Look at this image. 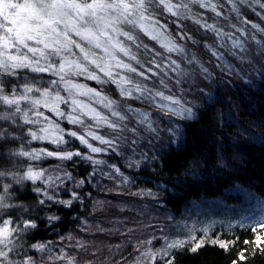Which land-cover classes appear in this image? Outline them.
<instances>
[{"label":"snow or ice","instance_id":"obj_1","mask_svg":"<svg viewBox=\"0 0 264 264\" xmlns=\"http://www.w3.org/2000/svg\"><path fill=\"white\" fill-rule=\"evenodd\" d=\"M225 3L236 9V0L223 3L220 0L216 3L212 0H0V122L16 129L38 125L41 120L47 124L36 130L24 129L20 135L8 127L0 128V140L21 141L19 148L5 153L12 167L0 166V264H45L43 255L35 258L28 253V247L47 253L52 261L77 264L75 256L63 250L58 256L52 255V241L27 245L26 237L38 228V219L46 220L48 225L62 219L54 214L38 218L33 214L37 207L59 205L71 210L74 202H82L81 194L74 189L82 188L86 180L75 181L63 165L40 169L38 164L29 163L25 170L23 161L55 157L74 165L84 162L92 165L89 177L99 172L128 184L135 183L134 177L126 175L116 164L95 159L93 154H115L130 169H140L146 164L154 168L160 160L154 142L160 141L162 133L168 135L167 147L181 146L186 140V129L198 120L203 108L216 101L213 90L198 85L201 81L214 83L216 75L186 45L178 43L177 38L200 43L178 21L191 18L186 16L191 11L190 5L209 9L221 17L223 12L218 7L223 8ZM240 3L264 9V0H240ZM237 13L239 18L238 9ZM165 14L176 18L171 21L176 26L174 35H170L169 23L162 24L158 18ZM256 15L264 20V12ZM194 23L204 30L205 36L211 33L216 37L215 45L205 40L203 49L214 59L222 82L235 76L245 84H252L249 73L264 81V39H261L264 27L246 18L243 23L251 24L255 32L231 24L244 37L241 39L216 24L201 19H195ZM141 34L153 42L151 47L144 43ZM131 46L143 48L146 55H151L150 67L137 59ZM79 78L94 81L99 87L81 83ZM152 78L158 80V86L156 80L154 87L148 86L146 82ZM112 86L120 100L109 95ZM189 93L193 94L191 98ZM197 95L202 97L199 102L195 100ZM128 100L147 104L154 111L135 108ZM40 109H46L51 116ZM30 114L37 119H32ZM65 121L72 127H61ZM32 141H47L56 147L29 151ZM141 147L145 150L138 151ZM122 148H128L129 154L125 155ZM100 165H106L110 171ZM25 182L31 183L37 205L17 202L16 189H22ZM67 183H72L73 189H68ZM61 190L69 192L70 199H58ZM133 195L149 196L159 203L157 194L150 189ZM191 219L189 215L181 226L175 217H168L179 228L174 235L189 239L166 236L160 249L164 257L162 264H175V256L188 243H194L190 248L192 253L204 246V240L196 242L195 235H190L199 234L196 226L202 222L196 220L189 225L187 220ZM258 229H264V218L251 230L257 233ZM154 239L159 243L158 237ZM212 243H218L222 249L229 247L222 240ZM254 243L257 248L264 246V234H256ZM239 259H244L243 251Z\"/></svg>","mask_w":264,"mask_h":264},{"label":"trees","instance_id":"obj_2","mask_svg":"<svg viewBox=\"0 0 264 264\" xmlns=\"http://www.w3.org/2000/svg\"><path fill=\"white\" fill-rule=\"evenodd\" d=\"M212 2L216 3L217 0ZM220 2L223 3L224 0ZM190 8L191 11L186 12V16L191 18L179 20L178 23L184 25V30L200 43L196 45L178 38L177 41L186 45L190 52L216 75L214 83L208 81L204 83V87L213 90L216 101L203 108L198 114V120L186 129V140L181 146L167 147L168 135L162 133L160 141L154 142L157 155L160 156L154 168L146 164L140 169H130L126 167L125 160L115 154H93L95 159L116 164L126 175L134 177L135 183L125 184L120 182L119 178L109 179L99 172L94 177H89L92 165L84 162L74 165L71 161H61L55 157L41 161H23L25 170L29 163L38 164L40 169H53L57 165H63L74 176L75 181L86 180L82 188L74 189L81 194L82 202H74L71 210L59 205L36 208L33 214L38 218L54 214L62 219L54 225H48L46 220L38 219V228L26 237L27 245L52 241V255L63 250L64 253L75 256L77 264H162L164 257L160 249L166 236L172 239H189V236L174 235L179 228H176L168 217H175V220L182 224L189 215L195 220L196 207L200 205L203 208L210 199H220L227 204H234L242 202L248 193L264 196V139H260L264 135V81L249 73L252 84H245L235 76L227 77L222 82L221 74L215 68L214 59L208 57V53L203 49L205 40L215 45L216 37L211 33L205 36L204 30L194 23L195 19H201L202 22L216 24L224 31L231 32L234 38L244 39L241 33L230 25L235 24L249 33L255 32L251 24H245L243 20L246 18L264 27V20L256 15V12H264V9L261 11L255 4H242L240 0H236V9L228 3H225L223 8L218 7V10L223 12L221 17H217L209 9L196 5H190ZM158 18L162 24L166 21L169 23L170 35H174L176 26L171 24V21L176 18L167 14ZM141 36L149 47L153 45L151 40L142 34ZM131 47L137 59L145 67H150L148 60L151 55H146L143 48ZM131 63L139 67L135 61ZM153 80L156 78L146 82L149 87H154ZM79 82L99 87L94 81H84L83 78H79ZM170 83L175 86L174 82ZM156 85L158 86V80ZM112 87L113 91L109 95L120 100L114 86ZM192 95L189 93V98ZM201 99V96H195L197 102ZM131 102L137 104L139 106L137 108L154 111L151 106L139 101H127L129 104ZM44 112L45 115L51 116V113ZM34 119L37 118L34 116ZM29 127L36 130L47 127V124L41 120L38 125H24V129ZM61 127L72 126L65 121L61 122ZM24 129L12 132L20 135ZM104 131L101 130L102 133ZM26 139L30 140L31 137ZM20 144V140H2L0 155L10 149L19 148ZM76 145L78 146V142ZM41 147L53 150L56 146L47 141H32L28 150ZM141 150L145 149L143 147L138 149ZM121 151L125 155L130 152L128 148H122ZM149 155L151 156V153ZM2 159L5 163L2 162L0 166L9 168L12 161L10 163L5 157ZM98 167L110 171L106 165ZM60 175L63 176V173ZM67 187L73 189V184L67 183ZM149 189L157 194L159 203L149 196L133 195ZM57 198L70 199V193L61 190ZM16 200L29 206L37 205V197L30 182H25L22 189L17 187ZM251 229L252 226L198 229V235L195 233L190 235H195L196 242L204 240V246L196 253H192L190 248L194 243L186 244L183 251L175 256V264H233V261H236V264H264L262 250L264 246L257 248L254 243L256 234H264V229H258L257 233ZM154 237L159 238V243ZM213 240L229 243L228 249L220 248L218 243L213 244ZM246 240L250 243L245 244ZM27 250L30 255L34 254L35 258L43 255L44 262L53 264V261L50 262L46 258V255L49 256L47 253L40 254L30 247ZM242 251L244 259L240 260L239 255ZM145 253L147 256L142 255ZM142 256L145 259L141 258ZM21 258L23 257H14L17 260Z\"/></svg>","mask_w":264,"mask_h":264},{"label":"rangeland","instance_id":"obj_3","mask_svg":"<svg viewBox=\"0 0 264 264\" xmlns=\"http://www.w3.org/2000/svg\"><path fill=\"white\" fill-rule=\"evenodd\" d=\"M208 57H210V53H208ZM204 83H206V81H201V83L198 86L204 87ZM90 87H93V86H90ZM118 98H119V95H118ZM130 104H132V106L135 108L139 107L137 104H134L133 102H131ZM40 110L47 111L46 109H40ZM30 117L34 119V115L30 114ZM20 123L21 124L23 123L22 114L20 118ZM2 127H8L9 131L19 130L16 128H11L9 125L5 124L4 122H0V128ZM6 140H11V139H6ZM1 141L2 140H0V142ZM4 157L7 158V156L5 155V152L1 153L0 155L1 165H2V162H4V159H2ZM6 160H9V159L7 158ZM9 162L11 163V160H9ZM11 167H12V163L10 164L9 168ZM195 215H197L196 219L187 220V223L191 225L196 220L201 221L202 223L196 226L197 229L199 230H208L216 226H220L223 228L253 226L257 221L261 220V218H264V196H258V195H253L251 193H248L244 197L242 202L234 203V204L233 203L227 204L220 199H210L203 208H201L200 205L196 207ZM184 221H182V224L180 223L181 226L183 225ZM60 254L61 253L57 252L53 255L58 256ZM46 258L50 262H52V260L49 259V256L47 257L46 255ZM141 258L145 259L144 256H142ZM45 264H48V263L45 262ZM53 264H62V262L53 261Z\"/></svg>","mask_w":264,"mask_h":264}]
</instances>
